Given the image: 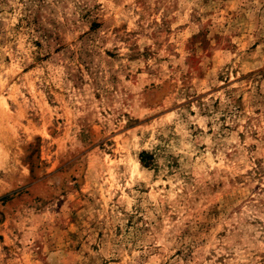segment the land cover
<instances>
[{"label": "rangeland", "instance_id": "obj_1", "mask_svg": "<svg viewBox=\"0 0 264 264\" xmlns=\"http://www.w3.org/2000/svg\"><path fill=\"white\" fill-rule=\"evenodd\" d=\"M0 264H264V0H0Z\"/></svg>", "mask_w": 264, "mask_h": 264}]
</instances>
